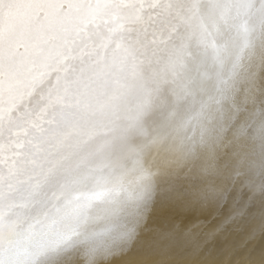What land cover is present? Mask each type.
I'll use <instances>...</instances> for the list:
<instances>
[{
	"label": "bare ground",
	"instance_id": "obj_1",
	"mask_svg": "<svg viewBox=\"0 0 264 264\" xmlns=\"http://www.w3.org/2000/svg\"><path fill=\"white\" fill-rule=\"evenodd\" d=\"M8 16L0 264H264V0ZM210 161L231 167L204 189Z\"/></svg>",
	"mask_w": 264,
	"mask_h": 264
},
{
	"label": "snow or ice",
	"instance_id": "obj_2",
	"mask_svg": "<svg viewBox=\"0 0 264 264\" xmlns=\"http://www.w3.org/2000/svg\"><path fill=\"white\" fill-rule=\"evenodd\" d=\"M41 3V0H0V49L4 47L5 39L3 35V28L6 22L11 20V17L8 16L10 9H18L23 12L25 9H34ZM15 46L17 50L20 48H26L25 36L22 30L17 28V31L14 36ZM17 55L24 57V52L17 51ZM231 167L230 164L224 163L219 164L213 161H210L207 165L206 175L196 177V183L199 184L202 188L207 189L211 182L215 180L218 174L225 172ZM261 171L264 173V165L261 166ZM260 190L264 192V180L260 182ZM218 195V194H217ZM170 209L167 205L161 207L159 219L161 221L166 220Z\"/></svg>",
	"mask_w": 264,
	"mask_h": 264
},
{
	"label": "water",
	"instance_id": "obj_3",
	"mask_svg": "<svg viewBox=\"0 0 264 264\" xmlns=\"http://www.w3.org/2000/svg\"><path fill=\"white\" fill-rule=\"evenodd\" d=\"M35 93H32L31 95H30V98L34 95ZM30 107V106H29Z\"/></svg>",
	"mask_w": 264,
	"mask_h": 264
}]
</instances>
